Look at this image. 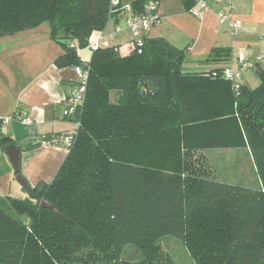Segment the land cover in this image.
Instances as JSON below:
<instances>
[{"label":"trees","instance_id":"obj_1","mask_svg":"<svg viewBox=\"0 0 264 264\" xmlns=\"http://www.w3.org/2000/svg\"><path fill=\"white\" fill-rule=\"evenodd\" d=\"M146 1L131 0V10ZM110 9L111 0H0V36L47 22L51 39L70 41L55 64L88 68L75 138L54 178L5 197L14 215L0 209V264H121L128 244L143 254L133 264H175L160 252L167 235L193 264H264V68L256 63L255 87L234 91L222 76L229 67L186 72L185 49L148 37L141 52L99 46L82 61L74 44L87 46L117 14ZM229 56L214 46L200 63ZM234 147L250 152L258 188L211 178L202 151Z\"/></svg>","mask_w":264,"mask_h":264},{"label":"crops","instance_id":"obj_2","mask_svg":"<svg viewBox=\"0 0 264 264\" xmlns=\"http://www.w3.org/2000/svg\"><path fill=\"white\" fill-rule=\"evenodd\" d=\"M130 3L131 0H122ZM236 9L233 18L240 26L234 34L225 25L218 23L215 10L205 11L201 18L194 17L189 9L193 0H159V21L153 26L148 38H162L171 45L186 51V72L229 67L237 73L236 81L249 88L259 83L238 71L240 55L253 60L264 52V0H230ZM123 19L116 14L100 31V46H110L108 38L128 30H115ZM107 33V34H106ZM130 33V32H129ZM214 46L230 48V56L215 63H200ZM127 55L132 46H110ZM64 48L50 38L49 24L42 22L35 28L0 36V115H14L26 110L31 124L24 125L12 120L1 126L0 138L9 137L10 143L21 146L39 143L41 134L72 133L77 124L74 117L63 115L65 98L75 80L73 66L58 67L54 60ZM91 51V50H90ZM259 65L264 68V60ZM255 69H249L247 71ZM248 81V82H247ZM0 149L4 152L3 146ZM67 150L58 145L40 144L35 149L21 151V173L33 186L39 181L50 182L62 164ZM14 173L0 175V191L11 188L10 178Z\"/></svg>","mask_w":264,"mask_h":264},{"label":"built area","instance_id":"obj_3","mask_svg":"<svg viewBox=\"0 0 264 264\" xmlns=\"http://www.w3.org/2000/svg\"><path fill=\"white\" fill-rule=\"evenodd\" d=\"M193 5L189 9V12L196 18H201L205 11L215 10L218 5H224V8L216 11L218 16V23L225 25L229 33L234 34L240 26L239 21L233 18V13L236 9L234 3L230 0H193ZM159 3V2H158ZM158 3L154 0H147L144 4L143 11L140 13H134L131 10L130 3H125L122 0H111L110 12H117L122 14L124 20V26L128 29L132 39V49L141 52L146 38L149 36L153 26L159 21V15L157 14ZM120 26H116L115 30L119 31ZM92 51L100 46L99 43H92L87 45ZM264 60V52L260 53L253 60L245 59L240 55L238 59V71L244 72L249 69H254L256 63H260ZM76 73V80H74L70 87L68 94L65 98V107L63 109V115L67 117H74L76 124L77 116L81 112L83 103L85 101L86 89H87V77L88 68L83 65L77 64L73 66ZM222 76L231 83V87L234 91L239 89V82L236 81L237 73L233 72L230 68H225L222 71ZM18 120L24 125L31 124V118L26 110H19L14 115H0V131L3 124H7L12 120ZM74 134L72 133H48L41 134L39 137V143L45 145H58L64 149L69 150L73 141Z\"/></svg>","mask_w":264,"mask_h":264},{"label":"rangeland","instance_id":"obj_4","mask_svg":"<svg viewBox=\"0 0 264 264\" xmlns=\"http://www.w3.org/2000/svg\"><path fill=\"white\" fill-rule=\"evenodd\" d=\"M117 26H120L121 29L125 27L124 20L122 19ZM99 36L101 37L100 32H92L88 39V44H100ZM107 43H109L110 46H124L127 44L132 46V39L129 31L126 30L123 33L116 34L113 38H108ZM74 46L80 59L88 62L91 57V51L88 46L79 47L76 43ZM243 76L252 77L256 82L259 79L251 70L244 72ZM76 78L77 76L75 73V80ZM114 98V94L111 93V99ZM202 152L204 153V159L210 171L211 178L220 182L238 184L250 188H258L260 186V180L254 162L246 147L209 148L204 149ZM7 172L12 173L13 169L5 152L0 149V175L2 176ZM10 182L11 188L8 191H0V209L14 215L5 197L23 198L26 196V192L22 189L14 175L10 178ZM158 243L161 248V255L170 257L175 264H193L190 255L179 239L167 235L161 238ZM120 257L123 261L134 262L143 258V254L134 245L128 244L123 247ZM152 263L153 262H151V264Z\"/></svg>","mask_w":264,"mask_h":264},{"label":"water","instance_id":"obj_5","mask_svg":"<svg viewBox=\"0 0 264 264\" xmlns=\"http://www.w3.org/2000/svg\"><path fill=\"white\" fill-rule=\"evenodd\" d=\"M59 43H66L69 44L70 41L67 39H59ZM3 150L6 154V156L9 159V162L12 166L13 173L15 176V179L18 181L20 186L26 191L27 194L31 193V185L27 182L25 177L21 172H19V164H20V158H21V150L20 147L16 146L13 143L7 144L3 147ZM41 207L47 208L54 212L59 217L63 218V216L60 214V212L57 210V208L48 202L46 199L41 200ZM134 262H127V261H121V264H133ZM151 264V263H148Z\"/></svg>","mask_w":264,"mask_h":264}]
</instances>
